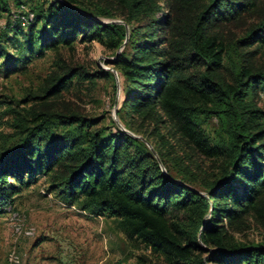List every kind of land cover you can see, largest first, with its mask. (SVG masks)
Listing matches in <instances>:
<instances>
[{"label":"trees","instance_id":"trees-1","mask_svg":"<svg viewBox=\"0 0 264 264\" xmlns=\"http://www.w3.org/2000/svg\"><path fill=\"white\" fill-rule=\"evenodd\" d=\"M260 1L53 0L51 12L35 13L21 0L15 11L0 0L8 26L41 24V49L71 46L78 35L125 49L114 61L123 94L116 115L125 130L47 103L26 116L11 110L13 141L0 147V207L25 176L42 172L70 203L118 219L168 264H264V246L241 243L231 233L249 222L264 230V109L250 99L256 89L264 93V64L247 49L255 43L264 49ZM27 13L32 18L21 19ZM252 13L260 18L240 38L227 39L222 27ZM116 14L123 24L94 17ZM75 69L54 75L39 99L57 95ZM212 118L217 128L210 135L204 124ZM127 120L148 133L138 137ZM164 123L216 162L202 192L189 185L187 167L176 159V167L169 164ZM150 136L158 146H147Z\"/></svg>","mask_w":264,"mask_h":264},{"label":"rangeland","instance_id":"rangeland-1","mask_svg":"<svg viewBox=\"0 0 264 264\" xmlns=\"http://www.w3.org/2000/svg\"><path fill=\"white\" fill-rule=\"evenodd\" d=\"M21 1L35 13L52 11L48 8L53 0ZM8 3L9 9L15 11L16 0ZM259 8L264 10V0ZM94 17L102 22L124 23L117 14L112 18ZM259 18V13L246 14L222 30L232 41ZM8 20L9 12L0 13V147L13 141L12 109L26 116L28 110L45 103L54 111H75L96 118L103 126L110 127L114 121L125 130L116 115L123 94L114 64L116 56L125 50L123 45L114 49L105 41H81L78 35L71 46L60 44L41 49L40 23L12 28ZM125 27L128 36V26ZM258 47L255 43L247 49L253 51L252 59L260 65L264 64V49ZM67 67L76 68L79 73L57 95L39 99L51 78ZM100 70L104 73L88 76ZM250 99L264 109V93L260 89ZM127 122L133 131L139 132L135 134L138 137L149 131L137 120ZM204 128L213 135L216 119H209ZM160 132L170 151L169 164L176 167V159L182 168L187 167L192 173L189 185L201 191L205 179L215 174L216 162L192 150L168 123L160 125ZM149 139V148L159 145L155 137ZM25 177L11 202L0 207V264H168L161 255L125 232L118 219L83 210L58 189H51L49 175L38 172L34 178ZM231 233L241 243L264 246V230L253 222L231 229Z\"/></svg>","mask_w":264,"mask_h":264},{"label":"built area","instance_id":"built-area-1","mask_svg":"<svg viewBox=\"0 0 264 264\" xmlns=\"http://www.w3.org/2000/svg\"><path fill=\"white\" fill-rule=\"evenodd\" d=\"M15 16H17V15H14V17ZM32 13H27V16H20L21 17V19H28V20H30L31 18H32Z\"/></svg>","mask_w":264,"mask_h":264}]
</instances>
